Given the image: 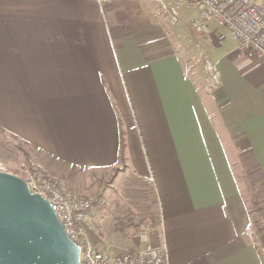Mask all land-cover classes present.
I'll return each mask as SVG.
<instances>
[{
    "label": "crops",
    "instance_id": "obj_1",
    "mask_svg": "<svg viewBox=\"0 0 264 264\" xmlns=\"http://www.w3.org/2000/svg\"><path fill=\"white\" fill-rule=\"evenodd\" d=\"M156 8L0 0V133L81 195L114 178L96 217L108 246L166 243L170 264H264L237 175L248 152L264 180V59L211 34L222 86L210 94L192 61L195 12L172 26Z\"/></svg>",
    "mask_w": 264,
    "mask_h": 264
},
{
    "label": "built area",
    "instance_id": "obj_2",
    "mask_svg": "<svg viewBox=\"0 0 264 264\" xmlns=\"http://www.w3.org/2000/svg\"><path fill=\"white\" fill-rule=\"evenodd\" d=\"M103 1V0H100ZM154 3L170 25L179 24L181 16L194 11L189 30L193 40V63L202 66L206 90L216 93L222 86L218 65L205 51L209 36L218 33L220 42L226 36L236 43L237 52L249 59H264V0H148ZM224 32V33H222ZM37 194L48 201L70 240L81 248V264H170L166 243L154 247L146 244L139 249L112 246L99 249L92 237H100L96 217L106 205L103 199L93 200L48 178L25 171L18 175ZM141 242H148L142 234Z\"/></svg>",
    "mask_w": 264,
    "mask_h": 264
},
{
    "label": "water",
    "instance_id": "obj_3",
    "mask_svg": "<svg viewBox=\"0 0 264 264\" xmlns=\"http://www.w3.org/2000/svg\"><path fill=\"white\" fill-rule=\"evenodd\" d=\"M80 253L51 204L0 171V264H81Z\"/></svg>",
    "mask_w": 264,
    "mask_h": 264
},
{
    "label": "rangeland",
    "instance_id": "obj_4",
    "mask_svg": "<svg viewBox=\"0 0 264 264\" xmlns=\"http://www.w3.org/2000/svg\"><path fill=\"white\" fill-rule=\"evenodd\" d=\"M156 11L158 12L159 16H162L158 8H156ZM162 18L165 20L164 17ZM188 47H190V45ZM34 156L35 155L30 154L28 149L23 144L15 141L9 135L0 133V171L11 173L18 176V175H24L27 169L30 170V172L37 174L39 177L47 178L44 174H41L39 172V168L36 164L37 162ZM237 175L245 185V200L247 206L249 207V211L254 209L253 206L254 195L258 194L260 196L259 204L261 205V210L257 213L250 212L252 226H251V230H249L250 231L249 234L252 237L253 241L257 243V246L259 247L258 248L259 252L261 254V258L263 259V263H264V250L262 247V243L260 242L261 235L258 234L257 228L254 224V220L260 217L261 219H259V221L264 226V180L250 153L247 152L241 156L239 167H237ZM113 179L114 178L112 177L111 179L104 180L103 186L101 188H99L96 192H94L95 189H93L92 190L93 192L90 193L89 196H85L93 200H97V199L105 200L106 205L102 209L103 211H105V209H108V207L112 202L111 188L109 187H111ZM122 193L123 191H121L119 188H115V195L117 196L118 199L122 198ZM114 221L116 222V220ZM126 221L127 224L130 226L131 224L136 223V220H131V218ZM108 222L109 223L112 222V219L111 221ZM100 233H101V229H100ZM130 234H131L130 237H133V235H137L136 233H134V231H131ZM92 239L93 241L97 240V241H102L104 243L105 246L102 248L96 244L97 248L103 249L108 247V245L105 243L104 238L101 235L100 237H92Z\"/></svg>",
    "mask_w": 264,
    "mask_h": 264
},
{
    "label": "trees",
    "instance_id": "obj_5",
    "mask_svg": "<svg viewBox=\"0 0 264 264\" xmlns=\"http://www.w3.org/2000/svg\"><path fill=\"white\" fill-rule=\"evenodd\" d=\"M257 168H258V166H257ZM258 170H259V168H258ZM259 199H260V196L258 194H255L254 198H253L254 209L250 211L251 213H254V212L257 213V212H259L261 210V205L259 204ZM259 219H261V218L260 217L256 218V220H254V224H255V226L257 228L258 234L261 235L260 236V242L262 243V247H263V250H264V226L260 223ZM256 246H257V243H256ZM258 248L259 247L257 246V249Z\"/></svg>",
    "mask_w": 264,
    "mask_h": 264
}]
</instances>
